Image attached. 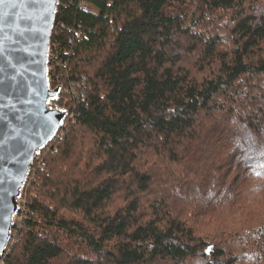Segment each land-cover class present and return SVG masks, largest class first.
Returning <instances> with one entry per match:
<instances>
[{"label": "trees", "instance_id": "trees-1", "mask_svg": "<svg viewBox=\"0 0 264 264\" xmlns=\"http://www.w3.org/2000/svg\"><path fill=\"white\" fill-rule=\"evenodd\" d=\"M89 1L57 8L89 87L3 264H264V0Z\"/></svg>", "mask_w": 264, "mask_h": 264}, {"label": "water", "instance_id": "water-1", "mask_svg": "<svg viewBox=\"0 0 264 264\" xmlns=\"http://www.w3.org/2000/svg\"><path fill=\"white\" fill-rule=\"evenodd\" d=\"M59 2L0 0V258L33 160L68 112L48 76Z\"/></svg>", "mask_w": 264, "mask_h": 264}, {"label": "built area", "instance_id": "built-area-1", "mask_svg": "<svg viewBox=\"0 0 264 264\" xmlns=\"http://www.w3.org/2000/svg\"><path fill=\"white\" fill-rule=\"evenodd\" d=\"M79 7L83 8L84 10L88 11H95V7L89 0H79ZM53 30V29H52ZM63 54L60 52H53L52 45L49 43V52H48V76L49 82L52 87L60 85V94L62 92V106L68 108V113L65 115L61 126L56 131L55 135L53 136L54 139L58 137H63L64 129L69 120L72 119L73 111L70 109H74L75 104L82 100L85 97V92L87 90L88 83L85 76H70L68 74L69 70V62L67 55L70 53L65 49L62 51ZM53 146V143L48 141L47 148L48 150ZM45 163L41 154L35 156L33 164L30 168L29 175H31V171L34 173H38V170L44 168ZM29 178V176H28ZM28 180V179H27ZM27 185L30 183L29 180L26 181ZM28 198L25 195L22 197V204L19 203L18 210L15 214L14 223L12 224L11 228V236L14 235L12 242H9L4 250L2 257L0 258V264H3V257L10 249L11 245L14 243L15 240V233L20 228V224L25 218L26 214L28 213L27 208Z\"/></svg>", "mask_w": 264, "mask_h": 264}, {"label": "rangeland", "instance_id": "rangeland-1", "mask_svg": "<svg viewBox=\"0 0 264 264\" xmlns=\"http://www.w3.org/2000/svg\"><path fill=\"white\" fill-rule=\"evenodd\" d=\"M44 152L45 151H43L42 153L44 154ZM45 167V166H44ZM44 170V169H43ZM42 170V171H43ZM42 171H40V173L42 172ZM40 173H34L33 174V172L31 171V175H29L28 174V176H29V178H28V180H29V182H31L32 183V181H37V183H41V180H40V177H41V174ZM44 173V172H43ZM30 185V183L28 184V186ZM27 186V187H28ZM25 193H26V197L27 198H29L33 193H34V191L31 189V191H29V192H27V190L25 191L24 190V192L22 193V195H21V197L19 198V203H21L22 204V197L25 195ZM189 194H191V192L189 193ZM13 237H14V235H10V238L11 239H13ZM10 238H9V240H8V242H9V245H10V242H12V240H10ZM15 240H16V237H15ZM14 240V242H16ZM8 244V243H7ZM9 251V250H8Z\"/></svg>", "mask_w": 264, "mask_h": 264}]
</instances>
